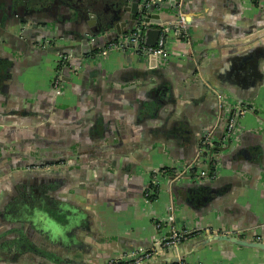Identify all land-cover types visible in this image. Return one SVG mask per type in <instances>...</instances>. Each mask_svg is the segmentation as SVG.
I'll list each match as a JSON object with an SVG mask.
<instances>
[{
	"label": "crops",
	"instance_id": "1",
	"mask_svg": "<svg viewBox=\"0 0 264 264\" xmlns=\"http://www.w3.org/2000/svg\"><path fill=\"white\" fill-rule=\"evenodd\" d=\"M88 3L72 14L56 0L36 10L0 0V264H110L151 248L162 259L151 264H264V250L232 242L193 249L205 230L162 246L168 227L158 225L171 204L182 228L264 236V0H182L188 37L171 31L169 56L154 67L132 45L83 59L76 45L102 39L96 15L110 12ZM164 5L151 25L178 17ZM64 52L79 68L64 69L58 94ZM224 95L255 110L240 118L215 179L171 181L196 157Z\"/></svg>",
	"mask_w": 264,
	"mask_h": 264
},
{
	"label": "built area",
	"instance_id": "2",
	"mask_svg": "<svg viewBox=\"0 0 264 264\" xmlns=\"http://www.w3.org/2000/svg\"><path fill=\"white\" fill-rule=\"evenodd\" d=\"M168 1L169 0H145V3L147 6H151L156 2ZM175 1L178 9V17L175 19L174 23L169 21L160 23V35L155 45H151L146 42V31L151 23L143 22L142 24L136 25L130 32H126L115 39L108 41L100 48V50L98 49L97 52L99 54H106L110 51V49L123 50L132 45L138 53L147 58H150L152 55H155L157 58H168L169 50L167 48V41L171 31H178L181 36L186 38L188 37L189 31L187 14L182 9V0ZM172 26H175V29H173ZM42 43L47 45L52 43V40L46 39ZM74 58L75 55L71 52H64L59 57L57 71L53 78V85L56 93L58 94L63 91L65 85L64 69L67 66H73L72 61ZM223 104H226L227 106V112L225 115L226 124L223 135L216 136L213 128L208 130L199 143L198 152L193 161L187 163L183 167H177L176 170H174V180L190 178L194 183H202L215 179L217 175L216 163L219 159V155L224 148L230 146L234 140L239 118L245 112L241 102L230 100L227 96L224 97ZM156 172L159 173L158 171ZM152 182L156 184L158 181L157 179H153ZM150 192H152V189L149 188L148 193ZM158 225H166L168 227L167 233L162 235L160 240L161 242H159L162 246L177 245L199 230H205L210 233L217 232V230L211 227L182 228L178 226L176 223L175 211L171 204L167 208L166 215L158 221ZM234 232L239 234L236 231ZM255 239L264 240V236L257 235ZM156 252L157 251L153 248L130 252L120 256L119 258L113 259L110 264H134L152 257ZM171 264L188 263L179 262ZM191 264L202 263L195 262Z\"/></svg>",
	"mask_w": 264,
	"mask_h": 264
},
{
	"label": "water",
	"instance_id": "3",
	"mask_svg": "<svg viewBox=\"0 0 264 264\" xmlns=\"http://www.w3.org/2000/svg\"><path fill=\"white\" fill-rule=\"evenodd\" d=\"M48 1L49 0H16V4L22 3L24 4L25 7L28 6V8L32 10H36L37 7H42ZM61 2L64 3V5L68 8L70 13H72L73 10H75L74 8L75 5L73 6L70 3L71 0H61ZM103 2L108 4V6L110 7V12L108 11L106 12V14H98L96 16L99 21V30L105 33L104 35H102V39H100L99 37H98L99 39H97L94 37V35L92 36L86 35L84 38L79 40L82 43V45L80 46L76 45V46L82 50L81 53L83 54L82 56L83 59L84 57H87L85 56L86 54H91L93 55V57H95L98 51V48L102 46L100 41H102L103 43L105 42L106 39H109L110 36L118 37L126 32H130L131 30H133V28L136 25L142 24L143 22L151 23L152 22L151 19L153 17L160 16L159 13H154V12L157 9L159 10L165 7L164 2H156V3H153L151 6H147L145 3V0H89L87 7L92 8L91 6L93 4L97 5ZM170 2L173 5L176 4L175 0H170ZM160 23H161V19L157 21V26L150 25L147 28L146 42L148 44H151V45L156 44L158 37L160 35ZM172 28L175 29V26H172ZM44 31H46V29H44ZM89 42H90L91 48L89 49V51H85V48H86L85 43H89ZM149 59H150L149 65L151 67H154L157 65L158 58L155 55L150 56ZM73 67L76 70H78L79 68L77 64L73 65ZM65 70H70V66H67ZM210 87L213 88L212 86ZM217 94H218V91H217ZM224 97L225 95L222 97V100L224 99ZM248 104L252 105L254 103L251 104V101H250V103ZM170 176H171L170 177L171 181L174 180V177H175L174 173H172ZM203 183L204 182L197 183L195 185L201 186V184ZM243 235L244 233L236 234L233 230L229 229V230H225L222 232L221 231L212 232L211 234L203 236L201 238H197V239L193 238V239H190L188 242L191 243L193 249L195 248L197 249L199 247L198 246L199 244L213 243L215 241H227V242H232V243H235L241 246L253 247V248L264 250V240L248 238ZM177 246L178 244L172 245L171 247L176 248ZM159 256H160V252L159 253L156 252L152 257L144 261L134 263V264L156 263L162 260L159 258ZM181 259H184V256ZM175 261L179 262L180 259L176 257ZM167 262H170L169 259L167 260Z\"/></svg>",
	"mask_w": 264,
	"mask_h": 264
},
{
	"label": "flooded vegetation",
	"instance_id": "4",
	"mask_svg": "<svg viewBox=\"0 0 264 264\" xmlns=\"http://www.w3.org/2000/svg\"><path fill=\"white\" fill-rule=\"evenodd\" d=\"M57 2H61V0H56ZM73 6L74 5H78V3H79V0H71V2H70ZM49 31V30H48ZM53 42V41H52ZM234 101H239V102H241V104H242V106H243V108H244V110H245V112L241 115V117L243 116V115H245V113L246 112H248V111H250V110H255V107H253L252 105H250V104H248L247 102H244V101H241V100H234ZM253 103H255V102H253ZM223 105V108L221 109V111L219 112V115H218V118H217V122H216V124H214V125H211L209 128H206V129H204L203 130V133H202V135H201V139H203V136L206 134V132L208 131V130H210L211 128H213L214 129V131H215V134H216V136H218V134H217V129H221V131H222V134H221V136L223 135V132H224V127H225V124H226V118H225V115H226V112H227V106H226V104H222ZM240 117V118H241ZM240 118H239V121H240ZM239 121H238V124H239ZM237 127H238V125H237ZM236 131H237V129H236ZM235 134H236V132H235ZM201 141V140H200ZM176 170V169H175ZM160 171H162L161 169L158 171V172H160ZM174 173V172H173ZM158 173L156 172V171H153V177H155L156 175H157ZM153 181V180H152ZM151 183H153V182H151ZM151 183H150V185L148 186L149 188H151L150 186H151ZM155 184V183H154ZM158 184V183H157ZM156 184V185H157ZM152 189V188H151Z\"/></svg>",
	"mask_w": 264,
	"mask_h": 264
},
{
	"label": "trees",
	"instance_id": "5",
	"mask_svg": "<svg viewBox=\"0 0 264 264\" xmlns=\"http://www.w3.org/2000/svg\"><path fill=\"white\" fill-rule=\"evenodd\" d=\"M151 188H152V193H150V195L148 196L150 197V199H154L158 195V185L151 183Z\"/></svg>",
	"mask_w": 264,
	"mask_h": 264
}]
</instances>
